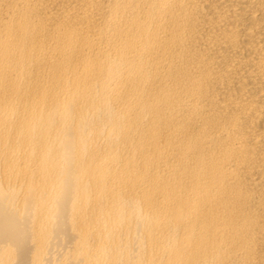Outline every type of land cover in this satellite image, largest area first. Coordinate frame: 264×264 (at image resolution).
<instances>
[{
  "label": "bare ground",
  "instance_id": "bare-ground-1",
  "mask_svg": "<svg viewBox=\"0 0 264 264\" xmlns=\"http://www.w3.org/2000/svg\"><path fill=\"white\" fill-rule=\"evenodd\" d=\"M0 264H264V0H0Z\"/></svg>",
  "mask_w": 264,
  "mask_h": 264
}]
</instances>
